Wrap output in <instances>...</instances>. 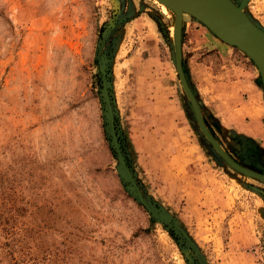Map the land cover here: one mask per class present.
Returning <instances> with one entry per match:
<instances>
[{
    "label": "rangeland",
    "instance_id": "obj_1",
    "mask_svg": "<svg viewBox=\"0 0 264 264\" xmlns=\"http://www.w3.org/2000/svg\"><path fill=\"white\" fill-rule=\"evenodd\" d=\"M242 11L264 30V0ZM234 55L253 66L182 14L204 125L264 174V145L223 119ZM0 264H264V181L198 128L157 0H0Z\"/></svg>",
    "mask_w": 264,
    "mask_h": 264
},
{
    "label": "water",
    "instance_id": "obj_2",
    "mask_svg": "<svg viewBox=\"0 0 264 264\" xmlns=\"http://www.w3.org/2000/svg\"><path fill=\"white\" fill-rule=\"evenodd\" d=\"M173 13V63L174 69L177 74L179 84L186 95L195 122L213 147L218 155L233 169L238 172L264 181V174L258 173L247 168H244L234 162L219 146L216 140L212 137L208 129L203 123L199 106L191 92L184 73L182 71L180 62V26L182 14H188L195 20L204 25L217 39L227 45L233 46L241 51L255 67L260 87L264 97V30L253 23L248 16L242 11V6L246 0H240L234 3L232 0H169L167 3L164 0H157ZM174 2L179 3L181 6L176 7ZM105 100L110 113L108 105V98L105 94ZM109 125L111 128L112 142L115 153L120 163L126 178L134 188L136 198L148 209V205L144 202L140 192L136 188L133 178L129 172L128 167L124 162V158L120 152L117 140L112 131V119L109 116ZM176 226V225H174ZM179 229V228H177ZM180 230V229H179ZM182 235L187 238L186 234L180 230Z\"/></svg>",
    "mask_w": 264,
    "mask_h": 264
},
{
    "label": "crops",
    "instance_id": "obj_3",
    "mask_svg": "<svg viewBox=\"0 0 264 264\" xmlns=\"http://www.w3.org/2000/svg\"><path fill=\"white\" fill-rule=\"evenodd\" d=\"M220 49L224 54H232V51L225 47ZM232 62L235 75L231 80L227 78L224 90L230 89L228 95L234 97L233 102L236 106L232 113L223 119L235 127L238 133L264 145V97L254 66L248 65L241 57L235 55Z\"/></svg>",
    "mask_w": 264,
    "mask_h": 264
},
{
    "label": "bare ground",
    "instance_id": "obj_4",
    "mask_svg": "<svg viewBox=\"0 0 264 264\" xmlns=\"http://www.w3.org/2000/svg\"><path fill=\"white\" fill-rule=\"evenodd\" d=\"M165 2H167V3H170V4H173V3H171L169 0H164ZM161 4V3H160ZM162 6H164L163 4H161ZM174 5L176 6V7H179V6H181L179 3H177V2H174ZM165 7V6H164ZM166 8V7H165Z\"/></svg>",
    "mask_w": 264,
    "mask_h": 264
}]
</instances>
